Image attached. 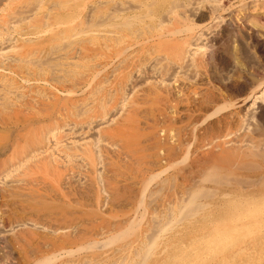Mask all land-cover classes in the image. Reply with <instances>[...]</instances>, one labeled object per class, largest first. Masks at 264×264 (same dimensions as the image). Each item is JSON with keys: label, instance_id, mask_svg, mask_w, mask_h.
Segmentation results:
<instances>
[{"label": "rangeland", "instance_id": "obj_1", "mask_svg": "<svg viewBox=\"0 0 264 264\" xmlns=\"http://www.w3.org/2000/svg\"><path fill=\"white\" fill-rule=\"evenodd\" d=\"M195 1L201 4L198 5ZM235 1H232V8L236 11L234 17L239 10L237 9L238 3ZM253 1L255 0L246 1L249 2V12L253 15L264 12V6L261 7V11ZM221 2L222 0H210V2L209 0H0V163L8 159L10 152L25 146L27 134L35 130L36 137L39 138L42 134L45 143L40 148L41 152L35 153L38 154L36 157H30L32 160H28L26 168L24 164L18 167L16 162V166L14 163L13 167H6L0 173V193L12 191L14 195L10 201L0 199V264H30L34 260L33 256H30L33 250L39 257L46 256L47 253L52 254L49 238L58 240L56 242L59 243L65 241L66 249H73V252L79 244L82 245L96 239L92 235L100 228L103 231L118 229L114 228L115 224L121 225L120 222L133 216L137 207L135 200L141 189L140 186L150 176V173L157 174L165 162L163 158L161 159L163 150L168 144L177 146L183 131L189 129L188 126L191 125L189 111L193 110L192 105L194 107L201 102L203 94L211 87L223 96L224 101L221 104H226L227 96L217 84L213 85V78L223 79L233 74L232 68L227 71L217 68L210 70L212 72L210 73L206 68L196 67L195 61L199 58L198 53H201L203 49L196 54L188 51L182 60L168 61L170 58L154 47L157 42L156 38L158 34L165 36L167 28L172 25L179 27L199 25L194 19L196 6L204 4L199 8H209L208 10L213 15L212 18L220 15ZM212 20L205 29H196L187 40L193 42L201 33H211L216 30L218 19ZM248 28H253V26L250 24ZM241 30L245 32L244 29ZM255 31L258 34L264 33L261 27ZM231 45L229 53L232 54L233 62L238 64L240 61L242 66H247L246 70L253 74L254 79L264 76V57L252 47L253 43L244 33L236 34ZM156 84L159 85V89L164 90L163 93L172 94L169 96L174 104H170L168 100L166 105L165 102L161 105L153 102L155 98L153 90ZM176 98H180L181 101H175ZM249 99L246 103L250 108L242 115L238 109L239 106L222 111L219 115L228 114L226 121L231 123L230 130H223L220 133L221 136L218 134L219 136L216 135L218 138L215 136L213 140L202 144L203 147L205 144L209 146L204 147L205 151L202 148L203 152L215 153L218 150L240 145L248 153L250 151L253 152L251 154L255 153V156H250L251 162L249 161L253 166L248 163L253 168L248 165L247 168L250 170L243 172L246 173L245 177L230 176L246 181L244 187L238 188L235 185L231 187L237 188L231 190L227 188L225 181L221 185L205 183L202 188L203 193L200 190L195 196L197 200L199 199L197 202L199 205L207 206L203 211L206 214L218 209L217 212L227 211L230 204H234L233 206L237 208L247 205L246 209L249 210L256 207L254 210L257 213L253 221L250 220L248 223L249 227L246 225V233H249L250 237L253 235L250 239L253 242V238L255 239L256 254L259 257V262L254 260L251 263L264 264V220H262L264 216V181H262L264 179V138L261 139L263 141H250L257 120L255 119L256 106L252 104V99H250L252 102ZM211 104L208 106L210 112L207 110L209 113L213 111V104ZM198 113L200 119L197 124L200 125L198 124L197 129L201 130L206 123H211L212 119L214 121L219 117L217 115L205 123L204 117L207 113L201 111L195 115L198 116ZM126 119H130L128 123L133 127L130 129L134 131L136 138L135 152L132 154L124 149L123 137L116 136L115 140L107 139L111 146L107 141L106 144L101 142V135L109 127L117 123H125ZM242 138H247L249 141L239 144ZM97 139L100 141L96 149L101 148L100 150L105 149V151L102 150V153H99L101 155L97 154L102 158H98L100 160L94 163L95 166H88L90 161L84 156L82 148L85 149L87 146L86 148L89 149V146L95 144ZM157 144L166 147L160 149L159 152ZM213 144H215L214 150H211ZM5 145L7 146L4 147ZM3 151L7 153L2 154ZM260 154L263 156L261 157ZM196 155V153L192 155V159L196 158ZM40 157L42 159L45 157L50 162L53 159L55 162L52 160L54 163L50 165H42V168L40 165L36 167L35 163H38ZM256 165L259 169L255 168ZM16 168L17 171H15ZM193 169L197 172L195 166ZM152 170L153 172H150ZM177 171L170 170L168 174L170 176ZM168 174L163 177H167ZM178 174L176 181L171 180L174 187L170 184L165 191L152 193L153 195L146 198L148 208L145 221L148 225L142 222V230L146 232L144 233L146 244H148L146 239L157 236L160 227L168 219L153 221L152 219L157 218L155 214L164 211L163 208L169 203L177 204V201L172 198L179 191H185L181 193V198L184 200L181 202L183 207L187 205L186 200L190 199L188 194L194 193L188 190L193 183L190 184L189 180V183L182 181L183 177ZM230 179L229 177L227 179L229 183L232 182ZM156 183L153 182L149 186L151 192H156L155 188H159ZM186 183L190 186L185 190L183 186ZM172 192L175 193L172 194ZM117 194L119 197L114 199V195ZM169 195L171 198H166ZM33 200L34 203H32ZM189 209L185 216L180 217L185 221L175 222L178 230L174 228L170 231L171 233L169 232L170 236L168 232L166 235H161H165L162 240L160 238L161 243L166 240L171 243L173 240L172 243L175 244L173 247L179 245V241L188 244L190 236L195 233L199 232L202 236L206 234L202 230L205 228L204 225H213L220 220L215 216L212 218L203 216L209 219L205 223V218L201 220L202 212L200 216L196 215L199 217L197 218L191 216ZM9 217L11 221L8 220ZM148 226H151L150 229ZM194 228L196 231L193 232ZM30 233L36 236L28 239L27 235ZM80 237L83 241H79ZM84 237H86L85 241ZM104 237H98V239ZM215 238L214 235L213 239ZM218 238L223 239L219 234L215 240L219 241ZM176 240H179L178 243ZM249 241L241 242L239 246L237 245L238 247L230 242L227 245L228 248L225 246L221 252L234 253L239 249L249 250ZM160 242L158 240V243ZM58 246H56L57 250H59ZM151 249H149L151 252L159 253V248L155 251ZM178 250H176L177 253L180 251ZM94 252H74L73 255H66L62 252L60 255L64 254V256L59 263L105 264L101 263V260L112 253L107 251L106 256L101 251L95 252L96 254ZM98 255L104 256L98 258L96 257ZM212 261L206 264H211ZM149 262L152 263L151 258L148 259L147 263L150 264Z\"/></svg>", "mask_w": 264, "mask_h": 264}, {"label": "bare ground", "instance_id": "obj_2", "mask_svg": "<svg viewBox=\"0 0 264 264\" xmlns=\"http://www.w3.org/2000/svg\"><path fill=\"white\" fill-rule=\"evenodd\" d=\"M213 1H215V0H213ZM232 1L233 0H222V2H221L222 5H221V8H220V12L221 13L219 12L220 15H217L214 18H212L213 15H212L211 11L208 10L209 8L207 9L206 7H204L202 9H200L201 7L204 6V4L207 1L203 2L204 4L201 5V6H196L197 8L195 10V15H194V13H193V15H194V19L196 20L195 21L196 24H199V25L192 26V27L182 26V25L179 27V26L172 25L171 27L167 28V31H166L167 33L165 34V36H159V34H158V37L156 38L157 42L155 43V46H154V47L157 48V51H160L161 53L163 52L166 55L167 58H170V60H168L166 58L168 61H171L172 59H174V60H182V58H184V54L188 53V51L189 52L190 51L191 52H195V54H196L198 51L203 49V51H201V53H198V57L199 58L195 61L196 62V67L206 68L207 70H209L210 73H212L211 71H213L214 69H217V68L221 69V71H227L228 69L232 68L231 72H233V74L231 76L229 75V77H224L223 79L222 78L218 79L216 77L213 78V85L215 86L217 84V86H219V88L226 94V96H227L226 99L228 100V102H226V104H221L224 101L223 96H221L219 93H217V91L214 90L215 89L214 87H211V88H209V90H206V93L203 94L202 101L200 99L201 102H198L194 107L191 104L193 110L191 109L192 111H189V113L191 114L190 115L191 117L189 116L190 117V121L188 120L191 125L190 126L187 125L190 130L187 128L188 130L185 129L183 131V134L180 136L181 138L178 141L177 146H173V145H169L168 144L167 148L165 150H163V154L161 155V159L163 158V160H165L164 164L161 167H160V165H158L160 167V171L157 172V174H154L153 170L150 171V172H153L152 174L149 172L150 176L140 186L141 189L138 192L137 200H135L137 202L136 203L137 207L134 210L133 216L130 217L129 219L127 218L128 220L120 222V223H122L121 225L120 224L116 225L114 223L115 224L114 228H118V229H113L112 231L111 230H109V231L104 230V231H106V232H104L100 228V230L98 232L94 233L93 235L91 234L92 237L94 236V238H96V239L90 240V241H88V242H86L85 244H82V245L79 244L78 246H76V249L73 252H72L73 249H70V248L66 249L67 245H65L66 244L65 241H60L59 240L60 241V243H59V242H56L58 240H54V239H50L49 238L48 242L50 243L51 250H53L52 254L51 253L49 254V253L46 252L48 255H46V256L43 255L42 257H39L33 250V252L30 253L31 254L30 256H33L34 260L30 264H62V263H59V262L63 258L62 256H64V254L71 255L72 253L75 254L74 252H88V251H90V252L91 251H93V252L94 251L95 252L101 251V253L104 254V255L108 254L107 251L112 252L110 256H108L106 258L104 257L103 260H101V263H105V264H148L147 262H148L149 258L152 259V263L149 262L150 264H206L208 261H211V260H213L212 263L210 262L211 264H256V263H251L254 260L258 261V259H259V257H257V254H256V243H254L255 239L253 238L254 242L251 241L250 238H252L253 235H252V237H250V235H248L249 233L248 234L246 233L247 232L246 230H247L248 223H250V220H251V222L253 221L252 219L255 217V215L257 213L254 210V209H256V207L254 209L250 208V210H251L250 211L249 209H246V207H248V206L245 205V204H244L245 208L244 207L241 208V206L239 208H237L236 206H233L234 204H230V206H228L227 211L222 212L223 211L222 210L221 212H217L219 210L218 209V210H216V211H214L212 213H210V211H209V213L206 214V213H203V211H205L204 208H206L207 206L204 205V204L199 205V203H197L199 199L197 200V198L195 196V195H197L199 193L200 190H201L200 192H202V188H203V185L205 183H214V184H220L221 185L225 181L227 188H231V190L237 188V187H235V188L231 187V186H235V185L238 186V188H240V187L243 188L244 187L243 185L245 184L246 181H244L242 179L241 180L237 179L235 177H230V176H237V175L244 176V175H246V173H243V172H247L248 170H250L249 168H247L248 165H249L248 163L251 162L250 158L253 157V155L255 156V153L251 154V153H253L251 151L248 153L247 151H245L242 148V146L240 147V145L232 146V147H229L227 149H222L220 151L218 150V152H215V153L212 152V151H208V152L207 151L206 152L202 151V148L204 150L206 148L205 146L207 145V144H205V146H204L205 148H204L203 145H202L203 143L209 142L210 140H213L215 138V136L218 135V134L220 135V133H222L223 130H226V129L230 130L229 127H230L231 123L226 121V120H228L227 119L228 118L227 117L228 114L224 115V113H223L222 115H219V114H221L222 111H226V109H229L230 107L239 106L238 109H240V113L242 115V113H244L246 110H248L250 108V107H247V103H246L247 100L249 98L252 99L253 102L250 99L249 100L252 102L253 105L256 106L255 119L257 120V123H256V128L252 132V136L250 138V141L251 140H259L260 141L261 139L264 138V103H263L264 102V76L261 77V78H258V79H254L253 78V74L251 73L252 74L251 75L246 70L247 66H242V63L240 61H239L238 64L235 63V61L233 62L232 61V57H231L232 54L230 55V53H229L230 52V47L232 46L231 44H232L236 34L244 33L246 35V37L248 39H250L251 42L253 43L252 47L256 48L259 51L260 55L262 57H264V33L263 34H258L255 31V29H257L258 27L259 28L261 27V28L264 29V12L255 13L253 15L248 10L249 9V2H246V1H249V0H236L235 2L238 3L237 9H239V10L237 11V15L234 17V14H236V11H235V9L232 8V6H233ZM209 2H210V0H209ZM195 3L198 4L196 1H195ZM253 3H255V6H259L260 10H261V7L264 6V0H255V1H253ZM199 4H201V3H199ZM210 7H212V6H210ZM263 10H264V8H263ZM212 19H214V20L218 19L217 29L216 30L212 31L211 33H204V34L201 33V35H199L198 38L195 36L196 38H195V41H193V42H189L187 40L188 36L193 34L196 29H198V28H200L202 30L205 29V27L208 26L209 22ZM16 22L18 23L17 20H16ZM250 24L255 29L248 28V25L250 26ZM256 25H257V27H256ZM214 27H215V25H214ZM212 29H213V27H212ZM241 29H244L245 32H242ZM2 39H3V37H2ZM254 63L255 62H253V64ZM260 66H258V67H260ZM250 72H252V71H250ZM209 75H212V74H209ZM167 82H169V81H167ZM158 86L159 85H157V84H156L155 87L153 86L154 87V90H153L154 94L153 95H155L154 99L152 97L153 102L155 101L156 104H160V105H161V103L165 102V105H166L167 104V100H168L169 103L172 104L173 103L172 102V98L169 96V94L171 96H172V94L171 93H169V94L163 93L164 90L162 91L161 89H159ZM242 96H243V98H242ZM177 100L181 101L180 98H176L175 99V101H177ZM210 103L213 104V109H212L213 111L211 110L212 111L211 113H209L210 111L208 109V106H209ZM244 104H246V105H244ZM100 105H102V104L100 103ZM100 105H99V107H100ZM206 105H207V107H206ZM101 108L102 107H100V109ZM81 109H83V108H81ZM102 110H100V111H102ZM201 111H204V112L207 113V114H205L206 116L204 117V122L208 121L209 119L214 118L217 115H219V117H217L214 121L212 119V121H210L211 123L207 124L205 122L206 125H205L204 128H202V130L201 129H197V126L199 124V123L197 124V122H199V119H200L199 118V113H198V116H196L197 112H201ZM3 116H4V114H3ZM187 119H189V118H187ZM129 120L130 119L125 121V123H121L122 125L117 123L113 127H111V128L109 127V129L106 130L101 135V139H102L101 142H105V144H106V141H107V139L109 140V138L114 139L116 136L117 137H123L124 138L123 143H125L124 149L127 150V152L128 151L131 152V154L134 153L135 152L134 144L136 142V138L134 136V131L131 130L133 127L130 126V124L128 123ZM112 121H114V120H112ZM220 124H223V125H221L219 127L218 125H220ZM25 128H26V126H25ZM107 128H108V126H107ZM35 131H33L32 133L27 134V139H26L27 143H24V144H26L25 146L23 145V146L19 147V149H17V151L10 152L8 159H6L2 163H0V173L6 167L7 168L9 166L13 167L14 163H15V166H16V162H17V166L18 167L23 166V164H24V167H25V165L28 164L27 162H28L29 159L32 160L31 159L32 157L33 158L36 157L41 152L40 148L43 147V145H45V143L43 141L44 137H43L42 134L39 136V138L36 137V134L34 133ZM37 133H39V132H37ZM178 136H179V134H178ZM218 136H216V137L218 138ZM138 137H140V136H138ZM182 137H184V138H182ZM219 139H220V137H219ZM99 141H100V139H97L95 141L96 142L95 144H92V145L89 146V149L86 148L87 146H85V149L82 148L84 156H86L87 160L90 161L89 164L87 163L88 166L89 165L90 166H95L94 163H96L97 161L100 160V159L98 160V158H100L101 156H98L97 154H99L100 152L102 153L103 149L102 150H100L101 148L100 149H96V146L98 145ZM162 141L165 142V140H162ZM217 141H218V139H217ZM248 141H249V139L247 140V138H245L243 140H240L239 144L240 143H242V144L244 143L245 144V142L247 143ZM261 141H263V140H261ZM49 142H50V140H49ZM55 143H57V142H55ZM107 143H109L108 145L111 146L110 142L107 141ZM16 144L18 145V143H16ZM208 144H210V143H208ZM86 145H88V144H86ZM214 145L215 144L212 145L213 147L211 148V150L212 149L214 150ZM6 146L7 145H5L4 147H6ZM49 146H51V145H49ZM112 146H114V145H112ZM259 146H261V145H259ZM165 147H164V145L160 144V145H158L157 148L159 149V152H160L161 151L160 149H163ZM218 147H220V146H218ZM257 149H259V148H257ZM2 150H3V148H2ZM5 150H7V149H5ZM103 151H105V149ZM3 153L6 154L7 152L3 151L2 154ZM35 153H38V154H35ZM195 153L197 154L196 158L192 159V155H194ZM99 155H101V154H99ZM260 156L262 157L263 155L260 154ZM37 158H39V157H37ZM71 159H72V157H71ZM39 160H40V162H39ZM39 160H38V163H35V164H36V167L40 165L41 168H42V165L43 166L44 165H50V163H52L54 161L52 159L53 161L51 160V162H50V160L49 161L46 160L45 157L43 159L40 157ZM41 160H44V161H41ZM251 164L252 163H250V165ZM197 165L199 167H197ZM250 165H249V167L253 168V167H251L253 165H251V166ZM194 166H195V168H197V172L193 171L194 170L193 169ZM255 168L259 169L257 165L255 166ZM157 169L159 170L158 167H157ZM170 170H178V171H177V173L175 172L174 174L171 173L172 175L169 176L168 173H169ZM254 170L255 169H253V171ZM15 171H17V168H16ZM178 173L183 177L182 181L188 182V183L190 181V184L193 183L192 184L193 186L191 185L192 187H189L190 184L188 185V183H186V185L183 186V188H185V190H186L189 187V189H188L189 192L190 191H194V193L191 192V194L190 193L188 194V197L190 196V199L189 198L187 200L185 199L187 201V205H184V207H183L181 202H183L184 200L181 198L182 197L181 193L185 192V191L183 189H181L183 191H179L178 193L175 194L174 198H172L173 200L177 201V204L169 203L167 205V207L163 208V210H164V211H162L163 213L161 212L160 214H157V213L155 214V217H157V218L152 219L153 221L154 220H158V219H161V220L162 219L166 220L167 218L168 219L166 220L164 225H162V227H160V230L158 229L159 231L157 232V236H155L154 238H151V239H146L148 241V244H146L147 242L144 241V236H145L144 233H146V232H143L144 229L142 230V228H143L142 224L146 223L145 219L147 217L146 215H147V208H148L147 205L148 204L146 203V198L150 197L152 193H158V192L161 193L162 191H165L166 190L165 188L167 186H170V184H172L173 181L177 180L176 179V177H177L176 175ZM167 174H168V176L164 178L163 175H167ZM172 176H174V177H172ZM228 177L231 178L230 179V181H232L231 183H229V181L227 180ZM196 179H197V181H196ZM261 179H262V177H261ZM171 180H173V181H171ZM185 180H187V181H185ZM262 181H264V179ZM262 181H261V183H262ZM153 182H155V183L157 182L156 184L159 186V188H155V189H157L156 192H151L150 189H149V186H151V184ZM184 182H183V184H184ZM261 185H263V184H261ZM172 186L174 187L173 184H172ZM206 186H208V185H206ZM245 188H247V187H245ZM148 189H149V191H148ZM207 190H209V189H207ZM11 192H2V193H0V199H9V201H10V199L12 200L14 195ZM174 193L175 192H172V194H174ZM226 195H227V193H226ZM230 195H231V193H230ZM156 196H157V194H156ZM114 197H115L114 199H117L119 197V195L118 194L114 195ZM166 198H171V195L166 196ZM260 198L263 199L262 195H260ZM168 201L170 202L171 200L169 199ZM186 201H185V203H186ZM32 203H34V200L32 201ZM170 204H172V205H170ZM178 206H180V207H178ZM230 207H233V208H230ZM188 209H189V211L191 213V216H193V217H195L197 214L199 215L200 212H202L200 214L202 216L201 220H203L206 216L208 218H212V217L215 216L216 218H218L220 220L217 221V219H216L215 221H217V222H215L213 225H210V224H209V226L204 225L205 228L202 229V230L206 234L202 236V235H199V232L195 233L194 235L190 236L188 244H186V243L184 244L183 242H180L178 240L179 241V245H177L176 247L175 246L173 247V245H175V244L172 243L173 240H172L171 237H170L171 240H172L171 243H170V241L166 242L167 240L165 242L162 241V243H161L160 242V238L162 240V238H164L163 236H165L167 232L169 233L174 228L177 229V227H175L177 225V224L175 225V222L179 223L180 221H185L184 218L180 219V217L185 216V213H187ZM92 210H94V209H92ZM154 210H156V209H154ZM34 211L37 213V211L35 209H34ZM150 212L152 213L151 210H150ZM263 212H264V209H263ZM203 216H205V217H203ZM197 218H199V217H197ZM8 220L11 221L10 217L8 218ZM186 220H187V218H186ZM188 220H189V218H188ZM206 220L207 219L205 218V220H204L205 223L209 219L207 221ZM262 220H264V216H263ZM195 222H197V220ZM195 222H193V223L195 224ZM150 223H149V225H150ZM151 224H153V223H151ZM187 224H189V223H187ZM146 225H148V223H146ZM154 226H155V224H154ZM159 226H160V223H159ZM150 227L148 226L149 229H150ZM250 227H251V225H250ZM256 227L258 228V226H256ZM109 229H112V228H109ZM149 229H148V232H149ZM219 229H221L222 231L219 230ZM35 230H37V229H35ZM248 230H249V228H248ZM192 231L194 232V231H196V229L194 228V230L192 229ZM23 232H26V231H23ZM173 232L176 233V231H173ZM170 233H169V236H170ZM74 234H75V232H74ZM162 234H165V235L161 236ZM191 234H193V233H191ZM218 234L222 235L223 239L220 240L221 238L220 239L218 238L219 241H216L215 239L217 238ZM214 235L216 237L215 239H213ZM27 236H28V239H29L31 236H36V235L35 234L33 235L32 233H30ZM102 236H105V237L102 238V239H98V237H102ZM18 238H19V236H18ZM85 238L86 237H84V241H85ZM182 238H184V237H182ZM256 239L258 240V238H256ZM80 240H81V237H80L79 241ZM158 240H159L160 243H158ZM183 240H185V239H183ZM81 241H83V240H81ZM178 241H177V243H178ZM246 241H249V244H248V246H249L248 249L249 250H243V249L241 250V249H239L238 251H235L234 253H232V252L231 253H228V252L227 253H223V252H221V251L224 250L225 246L227 247L228 243H230V242L234 243L236 245V247H238L241 244V242L245 243ZM185 242H187V241H185ZM20 243H21V241H20ZM22 243H23V240H22ZM56 246H58L59 250H57ZM246 246H247V244H246ZM151 248H153L154 251L159 248V253L151 252V250H152ZM149 249H151V250H149ZM170 249H173V250H170ZM160 250H161V252H160ZM176 250H178L179 252L177 253ZM102 251H104V252H102ZM228 251H229V249H228ZM233 251H234V249H233ZM62 252L64 254L60 255ZM104 255H98L96 257H98V258L101 257L102 258V256H104ZM250 259H252V260L250 261ZM5 260H7V259H5ZM260 260H262V259L260 258ZM97 262H100V261L97 260ZM94 263H96V261ZM96 264H99V263H96Z\"/></svg>", "mask_w": 264, "mask_h": 264}]
</instances>
